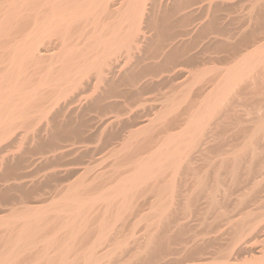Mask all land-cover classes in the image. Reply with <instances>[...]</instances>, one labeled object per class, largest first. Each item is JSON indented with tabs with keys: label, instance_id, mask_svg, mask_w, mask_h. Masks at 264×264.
<instances>
[{
	"label": "bare ground",
	"instance_id": "obj_1",
	"mask_svg": "<svg viewBox=\"0 0 264 264\" xmlns=\"http://www.w3.org/2000/svg\"><path fill=\"white\" fill-rule=\"evenodd\" d=\"M230 1L170 34L166 0H0V264H264V0Z\"/></svg>",
	"mask_w": 264,
	"mask_h": 264
},
{
	"label": "rangeland",
	"instance_id": "obj_2",
	"mask_svg": "<svg viewBox=\"0 0 264 264\" xmlns=\"http://www.w3.org/2000/svg\"><path fill=\"white\" fill-rule=\"evenodd\" d=\"M121 1H122V0H116V4H119ZM166 1H167V2H170V1H168V0H166ZM174 1H175V0H171L170 3H167V2L164 3V7H163V9H162L163 11H162V14L160 15L161 17L158 19L159 21L157 20L159 23H157L158 25L156 24V27H157L159 30H160V28H162V26H163V28H162L163 31L165 30L164 32H168V33H170V34L175 33L177 29H178L177 31H179V29H180L179 26L181 27V25H182L183 23H184L183 25H185V26H187V24H191V26L189 25L190 27L195 26L194 24H196V21H197V22L199 21V20L196 19L195 17L198 18V15L200 16V13H197V11H194L193 8L196 7V6H198V4L200 5V4L205 3L207 0H204V1H203V0H193V1H192V0H187V1L185 0L186 3L183 2V0H181V1L179 0V4L181 5V2H182L183 5H181V6H182L183 8H184V6H185V7H189V6H190L189 4H190L191 2H192V3H191L192 5H193L194 3L197 4V5H193V6H191V7H190V10H189V8L185 9L186 12L184 11V13H189V12H190V13H189L190 16L188 17L189 14H187V16H186V17H183V19L179 17V16H182V15L180 14L181 11L179 12V9L176 10V7L173 5ZM199 1H200V3H199ZM208 1H209V0H208ZM235 1H236V0H235ZM235 1H233L234 4L231 3L232 1H230V5H231V6L228 8V10H224V9H222L221 12L219 11V13L222 14V15H223V13H224L223 11L226 12V13H224V15H227L229 12L231 13V14L229 13L230 15H227V16H226V19L229 18V20H230L229 23H230L231 21H233L232 23L229 24V27H228V28H231V29H233V30H237L239 27H244V26L247 27L248 24H250L251 22H253V24H251V25H253V26L256 25V24L254 23V22H255L254 20H252V21L250 22V20H249V19H250V18H249V14L247 13V12L250 11L251 4H252V3L254 4V2H255L256 0H254V1H253V0H252V1H251V0H237V3H236ZM248 1H249V2H248ZM250 1H251V2H250ZM118 2H119V3H118ZM149 2H150V0H149ZM187 2H188V3H187ZM197 2H198V3H197ZM243 2H244V3H243ZM246 2H247L248 4H249V3H250V4L248 5ZM237 4H238L239 8H238ZM239 4H240V5H239ZM242 4H244V5L241 6ZM165 5H166V6H165ZM233 5H236L237 8L234 7ZM167 6H168V7H167ZM170 6H171V7H170ZM172 6H173V7H172ZM165 7H167V8H165ZM248 7H249V9H248ZM164 8H165V9H164ZM191 8H192L193 10H191ZM222 8H223V7H222ZM243 8H244V9H243ZM167 9H168V11H170L171 13L168 12ZM170 9H171V10H170ZM242 9H243V11H242ZM165 10L168 12V13H167L168 15L166 14V11H165ZM172 10H174V11H172ZM187 10H188V12H187ZM229 10H230V11H229ZM231 10H232V11H231ZM236 10H237L238 14H237ZM191 11H192V12H191ZM228 11H229V12H228ZM233 11H234V12H233ZM163 12H164V13H163ZM172 12H177V13H173V14H172ZM193 12H194V13H193ZM199 12H200V11H199ZM239 12H241V13H239ZM178 13H179L180 15H179ZM181 13H182V12H181ZM192 13H193L194 15H193ZM176 14L178 15V17H176ZM197 14H198V15H197ZM233 14H234V16H233ZM236 14H237V15H236ZM245 14H246V15H245ZM162 15H163V16L167 15V16L164 17L166 20H164V19H163L164 21L162 20ZM239 15H240V16H239ZM242 15H243V16H242ZM173 16H175V18H174ZM235 16H236V18H235ZM244 16H245V17H244ZM247 16H248V17H247ZM172 17H173V18H172ZM191 17H192V18H191ZM178 18H180V19H182V20H180V19L178 20ZM190 18H191V19H190ZM231 18H232V20H231ZM237 18H238L239 20H238ZM242 18H243V19H242ZM160 19H161V20H160ZM168 19H169V20H168ZM170 19H171V20H170ZM174 19H176V20L174 21ZM235 19H236V20H235ZM241 19H242V20H241ZM167 20H168V21H167ZM189 20H190L191 23L189 22ZM244 20H245V21H244ZM166 21L169 22V23H167ZM170 21H172V22H170ZM186 21H187V22H186ZM238 21H239V22H238ZM241 21H242L243 23H242ZM160 22H161V23H160ZM176 22H177L178 25H176ZM179 22H180V23H179ZM182 22H183V23H182ZM193 22H194V23H193ZM249 22H250V23H249ZM233 23H235V24H233ZM240 23H241V24H240ZM171 24H172V25H171ZM198 24H199V22H198V23L196 24V26L194 27V28L199 27V28H197L196 30L200 29V27H201V26L198 25ZM161 25H162V26H161ZM167 25H168V26H167ZM170 25H171V26H170ZM173 25H174V26H173ZM183 25H182V27H183V29H184L185 26H183ZM166 26H167V27H166ZM176 26H177L178 28H177ZM230 26H231V27H230ZM235 26H236V27H235ZM159 27H160V28H159ZM171 27H172V28H171ZM182 27H181V28H182ZM190 27H189V28H190ZM170 28H171V29H170ZM176 28H177V29H176ZM162 29H161V30H162ZM174 29H175V30H174ZM170 30H171V31H170ZM173 30H174V31H173ZM180 30H181V29H180ZM220 46H221V48H219ZM220 46H219V45H215L214 47L211 46L210 49L207 48L206 53H208V55L212 54L213 56H214V55L216 56L217 53H214V54H213L212 50L214 49V50H213L214 52H216V51H221V49H223V47H222L221 44H220ZM211 48H212V49H211ZM217 48H218V49H217ZM58 49H59V48H58ZM208 50H209V52H210V51H211V52L209 53ZM218 55H219V54H218ZM220 55H221V54H220ZM216 62H217V61H216ZM216 64H217L218 66H220V65L223 66V68H225V67L228 66V65L225 64V63H222V64H224V65H222V64L219 63V62L216 63ZM213 65H215V64H213ZM226 65H227V66H226ZM208 66H212V64H210V65H208ZM221 66H220V67H221ZM223 68H219V70H220V69H223ZM214 71H215V74L212 75V73H213ZM214 71L210 72L208 75H209V76H210V75H211V76H214V75H217V74L220 72V71H218V70H214ZM217 72H218V73H217ZM216 73H217V74H216ZM168 88L170 89L171 87H168ZM168 88H166V89H168ZM169 89H168V90H169ZM170 90H171V89H170ZM253 95H254V94H253ZM251 96H252V95H249V96H248V97H250V98H248V100H249V102H248L249 105H248V106H249L250 108L252 107V108L254 109V110H253V109L251 108L252 111H253L254 113L251 111L252 113L248 114L247 116L250 117V118L252 119V117H255L256 115L259 116V115H261V114H264V113H263V112H264V109L262 108V107L264 106V102H263L264 99H263L262 96H261V97H260V96H253V98H251ZM254 97H255V98H254ZM258 97H259V99H258ZM256 98H257V99H256ZM253 99H254V100H253ZM260 99H261V100H260ZM251 100H252V101H251ZM250 102H251V103H250ZM251 104H252V105H251ZM262 104H263V105H262ZM250 105H251V106H250ZM253 105H254V107H253ZM259 105H262V106L259 107ZM257 107L259 108V111H260V109H261V112H262V113L258 111V108H257ZM256 108H257V111H256ZM262 110H263V111H262ZM257 112H258L259 114H258ZM252 114H253V115H252ZM254 115H255V116H254ZM247 116L244 115L245 118H246ZM248 117H247V118H248ZM256 117H257V116H256ZM247 120L250 122V119H249V118H248ZM246 122H247V121H246ZM246 122H245V124H246ZM249 122H247V124H246L247 127L244 126V127H246L245 129H247L248 127L250 128V125H251V124H248ZM250 123H251V122H250ZM249 128H248V129H249ZM232 131H234V129H233ZM232 131H231V132H232ZM231 132H230V133H231ZM243 135H244V136H243ZM243 135H241L240 137H241V138L244 137V139H240V137H237L236 139L233 138V140H232V138H231V141L229 140L230 142L227 140V144H226V146H225V150H226V147H227V150L233 149V148H231V145H232V147L234 146L235 148H237L238 146L241 147V144H242V145L244 144V143H243V140H245V134H243ZM228 139H230V137H229ZM237 139H238V142H236V143H237V144H236V143H234L233 141H237ZM239 139H240V143H239ZM241 141H242V142H241ZM232 142H233V143H232ZM229 143H230V145L227 146ZM238 143H239V145H238ZM233 144H234V145H233ZM260 144L263 145V146H261ZM237 145H238V146H237ZM236 146H237V147H236ZM259 146H261V149H260V150H262V147H264V141H263V143H261V141H260ZM228 147H230V148H228ZM227 150H226V151H227ZM230 151H232V150H230ZM262 154H263V153L261 152V155H262ZM262 210H264V207H263ZM263 212H264V211H263ZM214 250H215V249H214ZM214 253H215V252H214ZM216 253H219V252H216ZM216 253H215V254H216ZM218 255H219V254H218ZM218 255L216 254V256H218ZM214 256H215V255H214Z\"/></svg>",
	"mask_w": 264,
	"mask_h": 264
}]
</instances>
